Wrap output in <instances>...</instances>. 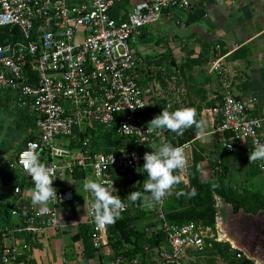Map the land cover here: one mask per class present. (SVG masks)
<instances>
[{
    "label": "built area",
    "instance_id": "built-area-1",
    "mask_svg": "<svg viewBox=\"0 0 264 264\" xmlns=\"http://www.w3.org/2000/svg\"><path fill=\"white\" fill-rule=\"evenodd\" d=\"M123 1L130 8L122 15L114 14V8ZM192 6V0H0V27L10 31L0 32V87L14 91L18 106L35 116L33 138L26 146L12 155L0 154V172L20 169L24 176L23 181L13 186L18 196L14 207L9 209L13 221L5 219V203L0 201L2 239L33 238L46 229L60 227L58 207L75 200L77 193L71 185L57 186V181L67 175L76 179V170L86 171L85 177L77 179L84 185L92 179L108 181L106 186L124 200L121 215L130 209L157 212L158 227L166 233L168 244L157 248L153 258L163 264H183L186 248L202 250L207 238L217 237L211 226L196 221L175 223L164 211L171 194L181 182H188L194 160L192 141L178 144L186 156L183 170H177L184 180L159 202L150 199L140 204L127 200L132 184L118 190L115 178L117 173L142 167L145 152L153 150L150 145L166 143L171 133L169 129L154 128L140 121L158 114L140 115L147 109H157L158 103L151 96V88H146L139 78L142 58L134 44L143 30L166 12L188 11ZM214 62L216 71L224 76V89L211 107L215 119L212 134L232 151L237 144L252 148L264 144V113L254 112L258 98L236 95L229 75H225L221 63ZM179 92L175 98L182 102ZM170 98H165V107L173 111L178 108L177 101ZM114 122L119 123L118 133L131 139L134 146H122L110 152L94 151L91 146L94 136L87 132L99 125L109 127ZM61 138L70 139L68 147L56 145V139ZM30 152L37 153L52 169L56 177L53 185L62 199L58 195L43 206L23 202L20 183L25 186L34 183L24 166ZM220 164L218 160L215 170L223 172ZM258 168L264 173V161L258 163ZM84 189L89 202L87 223L92 227L93 244L101 251L109 244V224L103 228L96 225L91 210L94 197ZM25 248H30V244L25 243ZM0 255L2 264H18L20 260L18 247L2 241ZM243 256V252L237 253V257ZM130 264L141 261L136 258Z\"/></svg>",
    "mask_w": 264,
    "mask_h": 264
},
{
    "label": "crops",
    "instance_id": "crops-1",
    "mask_svg": "<svg viewBox=\"0 0 264 264\" xmlns=\"http://www.w3.org/2000/svg\"><path fill=\"white\" fill-rule=\"evenodd\" d=\"M192 4L188 11L176 9L166 12L160 20L143 30L134 44L142 58L139 77L146 88H151L154 100L171 97L170 99L177 101L175 106L178 108L196 109V119L202 122L200 126L193 124L184 129L182 134L173 131L174 133L168 135H172L171 137L179 142L190 137L191 131L195 133L190 141L193 145V159L196 155L201 157L199 171L202 181L212 179L210 161L218 159L229 167L230 184L238 186L244 181L249 184L251 191L255 189V192L259 191L264 195V173L258 169V163L264 160L251 161L252 147L238 146L236 150H229L228 163L226 157L219 152V146L224 145L218 136L217 138L212 134L215 119L211 114V107L224 89V76L216 71L214 60H217V64L221 63L225 75H229L233 92L244 99L256 96L258 99L254 112L264 113V0H192ZM128 8L129 3L123 1L113 12L122 15ZM214 47L225 53L214 57ZM159 61L162 62L158 63ZM150 70L153 73L146 77ZM158 71L162 72V81L166 85H163L165 89L157 93L153 82ZM178 90L183 95L182 102L175 98ZM163 91L165 93L161 98L154 96L161 95ZM262 135L264 141V129ZM11 151L16 150L8 149L4 153ZM235 160L241 165H248L242 166V175L233 174L232 163ZM7 173L0 172V181L16 185L18 182L12 183ZM57 183L60 187L71 185L77 193L75 200L59 205L60 227L46 229L33 238L1 237V241L7 245L18 247V264H118L119 260L110 244L104 246L94 258H87L85 255L84 241L80 236L81 226L88 224L89 202L84 183L70 175ZM34 189L35 182L31 186H22L24 203L33 205ZM14 196L18 198L15 194ZM216 199V223L211 228L217 237L207 238L206 246L202 250L186 248L182 254V263L214 264L213 260H219L218 264H232L234 261L240 262L248 258L253 261L257 259L261 264L245 245L244 239L248 235L245 220L260 219L264 209L257 213L247 212L244 208L235 211L234 206L223 201L221 197L216 196ZM0 201L10 205L3 196ZM180 208L185 209L184 206ZM9 221H13L11 217ZM25 243H29L30 248H25ZM238 252H243L244 256L237 257ZM146 264L163 263L152 258L147 260Z\"/></svg>",
    "mask_w": 264,
    "mask_h": 264
},
{
    "label": "trees",
    "instance_id": "trees-1",
    "mask_svg": "<svg viewBox=\"0 0 264 264\" xmlns=\"http://www.w3.org/2000/svg\"><path fill=\"white\" fill-rule=\"evenodd\" d=\"M0 32L3 34H9L10 31L8 28L0 27ZM214 50V57L217 55L221 56L225 53L222 52L220 48L214 47ZM172 61L171 63H174ZM161 62L162 61H159L158 63ZM152 73L153 72L150 70V72H148L145 76L149 77ZM156 77L157 79L162 80V72L158 71L156 73ZM147 79L150 78H146V80ZM141 82L144 84L143 81ZM8 92L11 91L0 87V96H3ZM13 96L17 97L14 93ZM157 103L159 106L158 109L160 108L163 110V108H166L165 99H159ZM155 111L159 112L154 108H150L142 112L140 115H153L155 114ZM32 119L33 127L29 130L25 138V144L21 145V147L17 150L23 149L28 141L33 138L32 130L35 127L34 115L32 116ZM118 124L119 123L114 122L109 127L99 125L96 129H90L87 132V134L92 133L94 136L91 142V146L94 151L110 152L115 151L122 146H134V142L131 139H128V137L122 136L118 133ZM171 133L174 132L171 131ZM194 135L195 133L191 131L189 134L190 137L181 139L179 142H176L174 139L173 141L175 142H170L168 141L169 136H167L166 143L170 142L173 145L183 144L190 141V138L194 137ZM82 138H84V136H82ZM7 150L8 149L6 148H0V154H5L4 152ZM200 161L201 157L196 155L193 160V165L189 170L188 182H181L177 191L171 194L169 199L166 201L164 211L170 221L175 223L198 221L203 223V225L215 226L217 217L216 196H219L223 199V201L232 204L235 211H238L240 208H244L247 212L257 213L260 209H264V195L262 193L259 191L251 192L249 190H241L238 186H234L229 183V167L226 164L223 162L220 164L223 168V172L215 170L218 165V159L210 161V165L212 167V179L209 181H202L199 171ZM74 176L76 179H81L86 176V171L76 170ZM115 178L118 181V190H122V188L124 189L126 185L132 184L130 192L133 190L143 192V196L137 200L140 204H146L150 201V199L154 200L151 193L145 191L143 188L144 183L147 181V173L143 167L127 173H117L115 174ZM20 184L23 186V183ZM193 189H195V195H191V198L189 199L191 205L189 204V207H187L185 201L180 202V199L176 204H174L175 201L173 200L176 197H179L180 195L184 197L185 194L183 193H190ZM180 206H184L185 209H181ZM3 207L6 213L5 219L9 220V209L13 208L14 204H3ZM149 219H152V222L147 221ZM143 223H147L149 225L147 227H142L141 225ZM159 225L160 220L157 212L155 210L147 209H130L116 219L115 223L109 224V244L113 248L116 258L118 260L122 259V261L118 262V264H130L136 258L140 259L141 264H146L147 260L155 257L156 249L168 244L166 233L158 227ZM91 231L92 227L89 224H83L81 226L80 236L84 241L85 255L87 258H94L100 253V250L95 248L93 244ZM243 261V264H254V261L248 258H245Z\"/></svg>",
    "mask_w": 264,
    "mask_h": 264
},
{
    "label": "clouds",
    "instance_id": "clouds-1",
    "mask_svg": "<svg viewBox=\"0 0 264 264\" xmlns=\"http://www.w3.org/2000/svg\"><path fill=\"white\" fill-rule=\"evenodd\" d=\"M148 123L151 127L169 129L180 134L193 124L198 126L202 124L196 119L194 107H182L173 111L164 108ZM150 146L153 150L145 152V163L142 165L147 173V181L143 188L151 193L155 201L159 202L170 193L174 185L184 180V177L177 170H183L186 156L182 146L173 145L170 142L159 146ZM250 160H264V144H259L251 149ZM24 166L35 182V189L32 192L33 205H43L56 200L59 195L57 188L53 185V180L56 177L52 169L40 160L39 155L30 152L24 160ZM107 184L108 181L106 180L92 179L84 185L94 197L91 201V210L94 214V222L101 228L107 224L115 223L125 208L124 200L121 199L120 195L114 194L112 188L106 186ZM188 195H195V189ZM142 196L143 192L133 190L126 199L137 201ZM59 197L62 199L60 195Z\"/></svg>",
    "mask_w": 264,
    "mask_h": 264
},
{
    "label": "rangeland",
    "instance_id": "rangeland-1",
    "mask_svg": "<svg viewBox=\"0 0 264 264\" xmlns=\"http://www.w3.org/2000/svg\"><path fill=\"white\" fill-rule=\"evenodd\" d=\"M153 24H151V25H153ZM153 83H154L155 91L157 93L160 92L161 89L162 90L165 89V87L163 85H166V84H164V82L162 80L155 78ZM13 93L15 94L14 91H13ZM13 93L8 92L7 94L0 96V148L17 150L21 147V145L25 144V138H26L29 130L33 127L32 126L33 114L18 106V99H17V97L13 96ZM164 93L165 92L163 91L161 96ZM180 94L183 97L182 93H180ZM155 110L159 111V112L155 111L154 112L155 114L156 113L159 114L160 112L163 111L160 108L159 109L157 108ZM169 111H171V110H169ZM158 114H156V115H158ZM153 118L154 117H151V118L149 117L147 119H142L140 121L144 122V123H148ZM167 136H169L168 141L175 142V141H173V138L170 135H167ZM69 144H70L69 138L56 139V145H58V146L68 147ZM221 144H223V143L221 142ZM219 148H220L219 152H221L222 156L226 157V160L229 163V149L225 145L224 146L220 145ZM13 153L14 152L11 151L9 153V155H12ZM232 164H233V174L235 176L242 175V173L244 172V169L242 168V166H244V165H241V163H238V161H236V160ZM246 166H248V165H246ZM246 166H244V167H246ZM254 168H255V166H253L252 169H254ZM7 174H8V178L10 179V181L12 183H17L21 180L22 181L24 180V176L21 174L20 169L10 170ZM238 186L241 190H249V191L252 190L250 188L249 184L247 182H244V181L241 183V185L238 184ZM2 191H4L6 193V195ZM251 192H255V189H254V191H251ZM183 194H185L184 197H182V195H180L179 197H176L173 200V201H175L174 204H176L177 201H179V199H180V202L185 201L187 207H189V204H190L189 199L191 198V195H187L188 193H183ZM1 196H3L6 203H8L10 205H13L16 202V198L14 196L13 186L11 184H5V183L0 181V197ZM173 201H172V203H173ZM147 221L152 222V219H149ZM198 223H200V222H198ZM148 225L149 224H147V223H143L141 226L147 227ZM217 261L220 262L219 260H217ZM217 261L213 260L212 263L218 264ZM243 262L244 261H240V262L234 261V262H232V264H243Z\"/></svg>",
    "mask_w": 264,
    "mask_h": 264
},
{
    "label": "flooded vegetation",
    "instance_id": "flooded-vegetation-1",
    "mask_svg": "<svg viewBox=\"0 0 264 264\" xmlns=\"http://www.w3.org/2000/svg\"><path fill=\"white\" fill-rule=\"evenodd\" d=\"M247 237L244 239L245 245L251 253L264 264V213L258 220H245ZM254 264H259L257 259H254Z\"/></svg>",
    "mask_w": 264,
    "mask_h": 264
},
{
    "label": "water",
    "instance_id": "water-1",
    "mask_svg": "<svg viewBox=\"0 0 264 264\" xmlns=\"http://www.w3.org/2000/svg\"><path fill=\"white\" fill-rule=\"evenodd\" d=\"M181 14H184V12L183 11H179Z\"/></svg>",
    "mask_w": 264,
    "mask_h": 264
}]
</instances>
